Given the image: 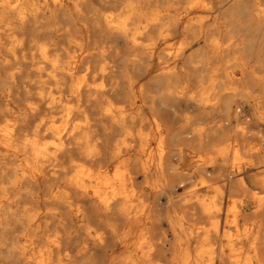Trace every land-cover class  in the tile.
I'll return each instance as SVG.
<instances>
[{
  "label": "clouds",
  "instance_id": "9594fccd",
  "mask_svg": "<svg viewBox=\"0 0 264 264\" xmlns=\"http://www.w3.org/2000/svg\"><path fill=\"white\" fill-rule=\"evenodd\" d=\"M0 264H264V0H0Z\"/></svg>",
  "mask_w": 264,
  "mask_h": 264
}]
</instances>
